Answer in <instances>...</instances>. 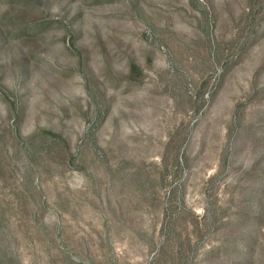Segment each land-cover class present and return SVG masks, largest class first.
Masks as SVG:
<instances>
[{"label": "rangeland", "instance_id": "rangeland-1", "mask_svg": "<svg viewBox=\"0 0 264 264\" xmlns=\"http://www.w3.org/2000/svg\"><path fill=\"white\" fill-rule=\"evenodd\" d=\"M0 264H264V0H0Z\"/></svg>", "mask_w": 264, "mask_h": 264}]
</instances>
